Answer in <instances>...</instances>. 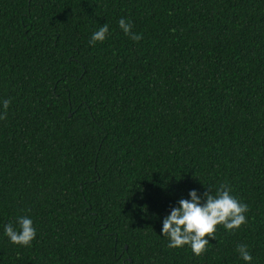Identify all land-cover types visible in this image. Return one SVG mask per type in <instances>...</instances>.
Wrapping results in <instances>:
<instances>
[{
	"label": "trees",
	"instance_id": "trees-1",
	"mask_svg": "<svg viewBox=\"0 0 264 264\" xmlns=\"http://www.w3.org/2000/svg\"><path fill=\"white\" fill-rule=\"evenodd\" d=\"M4 100L0 264H264V0H0ZM224 184L246 225L170 249L171 209Z\"/></svg>",
	"mask_w": 264,
	"mask_h": 264
},
{
	"label": "clouds",
	"instance_id": "clouds-1",
	"mask_svg": "<svg viewBox=\"0 0 264 264\" xmlns=\"http://www.w3.org/2000/svg\"><path fill=\"white\" fill-rule=\"evenodd\" d=\"M119 27L131 40L139 42L142 35L135 33L133 25L128 20L121 18ZM109 35L107 24L93 32L89 41L90 45L104 42ZM10 100L2 102L3 114L0 120L7 118ZM189 199H180L178 207L171 209L170 215L163 220L162 235L169 240L170 249L190 246L196 256H201L207 251L209 240L216 239L218 226L229 232L238 230L247 223L248 205L237 200L231 195V188L221 185L213 195L205 192L201 197L195 190L189 192ZM6 237L13 245L30 247L36 238V229L33 221L28 217H19L14 226L9 223L4 229ZM237 252L246 264H250L253 257L246 244L237 246Z\"/></svg>",
	"mask_w": 264,
	"mask_h": 264
}]
</instances>
